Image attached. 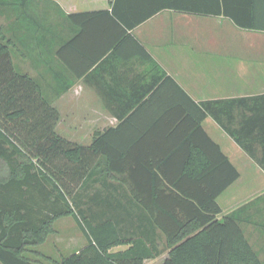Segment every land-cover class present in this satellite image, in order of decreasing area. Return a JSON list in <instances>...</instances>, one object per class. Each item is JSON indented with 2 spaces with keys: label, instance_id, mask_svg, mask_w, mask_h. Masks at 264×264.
<instances>
[{
  "label": "trees",
  "instance_id": "trees-1",
  "mask_svg": "<svg viewBox=\"0 0 264 264\" xmlns=\"http://www.w3.org/2000/svg\"><path fill=\"white\" fill-rule=\"evenodd\" d=\"M131 1L114 0L111 11L69 14L68 18L78 21L103 16L124 24L123 36L127 29L159 10L171 8L223 15L241 28L264 31V0H138L144 10L132 9ZM2 30L0 162L9 175L0 177L1 264H39L40 254L31 249L55 233L54 221L66 216L74 219L86 243L78 251L52 261L54 264H144L164 250L167 254L160 264H264L240 226L243 210L217 218L221 208L216 199L239 172L202 129L206 115L203 108L197 119L182 129L186 141L196 134L206 139V148L202 149L207 165L200 172L122 171L114 163L127 160L125 156L119 160V154L111 150L116 142L109 138L116 136L122 124L107 130L89 146L59 136L55 132L57 110L42 96L35 78L15 69L11 47L17 48L20 41L15 34L7 37ZM250 111L254 117L245 119L239 128L222 127L264 168V109L251 107ZM185 119L173 132L184 127ZM257 146L262 147L260 157L256 156ZM101 162L106 164V171L95 166ZM188 162L186 156L180 165ZM112 180L128 188H118ZM84 189L89 191V204H104V210L90 209L89 215L83 214L79 191ZM123 199L133 203L132 208H141L149 218L146 223L160 235L155 230L150 235L148 228L134 230V222L124 219ZM256 214L260 216L261 212ZM115 247L123 248L113 250Z\"/></svg>",
  "mask_w": 264,
  "mask_h": 264
},
{
  "label": "crops",
  "instance_id": "crops-1",
  "mask_svg": "<svg viewBox=\"0 0 264 264\" xmlns=\"http://www.w3.org/2000/svg\"><path fill=\"white\" fill-rule=\"evenodd\" d=\"M16 2L13 0L14 6ZM113 2L22 0L28 18H50L34 30L30 44L38 48H26L23 60L29 61L24 73L37 80L42 96L57 110L55 132L68 141L89 146L122 124L116 136L109 138L116 142L111 150L119 154V160L125 156L127 163L123 160L114 167L125 172L185 169L196 173L207 165L203 152L206 139L196 134L186 141L182 129L189 127L203 108L202 129L239 172L217 197L219 207L223 195L227 204L238 202L234 189L228 191L239 181L243 183V172L251 173V183L258 184L254 189H264L263 166L222 127L237 129L245 119L254 117L251 107L264 109V31L241 28L223 15L171 8L159 10L123 36L121 29L126 26L103 16L78 21L68 18L69 14L111 11ZM131 2L132 9H145L142 1ZM15 8H10L8 19H13ZM240 99L243 102H233ZM183 119L184 127L173 132ZM257 149L256 156L260 157L262 147ZM186 156L189 162L181 166ZM95 166L103 169L106 164ZM112 183L128 188L115 180ZM132 205L122 200L124 219L134 222L137 232L148 228L153 235L155 229L146 223L147 214ZM230 212L231 207L226 212L221 208L217 218ZM259 221L260 245H251L264 263V216L260 215ZM155 232L160 235L158 229Z\"/></svg>",
  "mask_w": 264,
  "mask_h": 264
},
{
  "label": "rangeland",
  "instance_id": "rangeland-1",
  "mask_svg": "<svg viewBox=\"0 0 264 264\" xmlns=\"http://www.w3.org/2000/svg\"><path fill=\"white\" fill-rule=\"evenodd\" d=\"M16 6L13 5V0H0V28H2V32L8 35L16 33L18 35L19 43H17L18 47L14 48L11 47L12 53L11 58L13 61V64L15 66V69L18 72L24 73L25 65L28 64L29 61L23 60V53L25 52L26 48H34L37 49L38 45L34 44L31 45L30 43L33 42V39L35 37L32 36L34 33V30L39 29V26L44 24V21H49L50 18H38L36 16H32L33 20L31 18H28L26 16V13L24 12V5L22 4V0H17ZM13 7H16V13L15 10H13V19L10 18L9 12ZM11 8V9H10ZM28 11V10H27ZM29 12V11H28ZM16 14V15H15ZM54 15V12H52ZM18 17V21L15 20V18ZM24 28V30H22ZM21 29V30H20ZM8 33V34H7ZM27 42V44H24ZM33 54V52H31ZM30 55V51H28V56ZM65 137H70L68 135H65ZM81 143H87V142H81ZM0 177H7L9 175L8 171L5 170L3 167V163L0 162ZM243 172V171H242ZM243 176V183L242 181H239L240 183L235 184V186L230 189L228 192H231V190L234 189V192L239 196L238 202H232V203H225L226 197L222 196L219 198V204L223 210V212L233 210H243L241 215V227L244 231V234L246 238L248 239L249 243L253 245H260V239L258 236V227L257 224L261 223L259 221V217L256 214L257 211L261 212V216H264V189H254L255 185L251 183V173H242ZM253 176H256L253 175ZM238 185V186H237ZM79 202L80 208L83 211V214L89 215V210H104L105 206L104 204H99V206H94L89 204V200L87 199L89 191L87 189L79 191ZM91 192V191H90ZM235 199V198H234ZM235 201V200H234ZM76 209V206H75ZM259 221V222H257ZM55 233L50 234L46 241L36 247H33L31 250H35V252L39 253L40 255L37 257L40 259L39 264H54L52 261H59L63 256L69 255L71 253H74L81 249L85 243L86 240L78 228L76 222L71 216H66L63 218L58 219L54 223ZM125 231V228H123V232ZM123 247H115L113 250H117ZM28 255L32 258H35L33 254L28 253ZM166 255V253L161 254L158 258L154 260H148L144 264H158L159 261L163 259V257ZM37 256V255H36ZM264 257V254H262ZM47 258H50L48 260ZM47 259V260H46ZM1 264V263H0Z\"/></svg>",
  "mask_w": 264,
  "mask_h": 264
}]
</instances>
